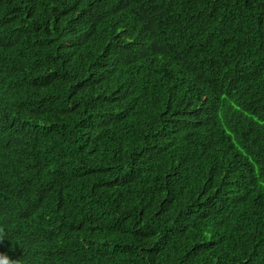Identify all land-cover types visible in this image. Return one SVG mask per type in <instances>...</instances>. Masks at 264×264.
Masks as SVG:
<instances>
[{
    "label": "trees",
    "instance_id": "trees-1",
    "mask_svg": "<svg viewBox=\"0 0 264 264\" xmlns=\"http://www.w3.org/2000/svg\"><path fill=\"white\" fill-rule=\"evenodd\" d=\"M264 264V0H0V261Z\"/></svg>",
    "mask_w": 264,
    "mask_h": 264
},
{
    "label": "clouds",
    "instance_id": "clouds-1",
    "mask_svg": "<svg viewBox=\"0 0 264 264\" xmlns=\"http://www.w3.org/2000/svg\"><path fill=\"white\" fill-rule=\"evenodd\" d=\"M0 264H8L7 260L0 261Z\"/></svg>",
    "mask_w": 264,
    "mask_h": 264
}]
</instances>
